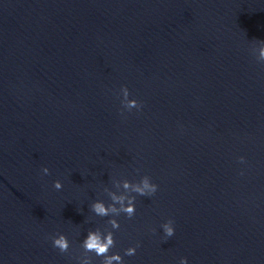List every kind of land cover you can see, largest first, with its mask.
Returning <instances> with one entry per match:
<instances>
[{
    "label": "clouds",
    "instance_id": "1",
    "mask_svg": "<svg viewBox=\"0 0 264 264\" xmlns=\"http://www.w3.org/2000/svg\"><path fill=\"white\" fill-rule=\"evenodd\" d=\"M264 43V42H262ZM258 62L264 63V47L259 49V57L257 59ZM120 92L122 93V105L123 108L131 111L132 109L139 110L142 105L136 99H129V90L128 88L122 87ZM240 162H244V158L240 157ZM42 172L47 175L49 174L48 168H43ZM53 187L56 190L62 189L63 185L61 181L56 180L53 183ZM124 189L131 188L135 194L140 196H152L158 190V185L151 182V178L147 175L143 176L139 182L133 183L128 180L123 181ZM112 201L116 204H119L120 207L117 208L114 205L105 206L102 202H95L92 204V211L101 217L109 216L110 213H115L116 216L120 215L121 213L126 214V216L130 219L135 215L136 207H135V196L125 197V196H116L113 194L111 196ZM108 223L111 225L112 229H119L120 224L116 219H110ZM164 234L166 237H172L174 235V227L173 221L168 220L166 223L162 225ZM52 244L54 248L59 249L61 253H65L69 249V240L63 234H58L52 237ZM82 246L87 252H94L96 256H103L105 257L104 264H112L113 261H116V264H124L123 257L118 254L114 253L108 255L109 250L115 246V240L113 232H108L106 236L101 237V234L98 231L90 230L87 233L86 238L82 241ZM137 244L135 247H129L125 250L124 255L126 256H134L136 254ZM180 264H188L187 258H181Z\"/></svg>",
    "mask_w": 264,
    "mask_h": 264
}]
</instances>
